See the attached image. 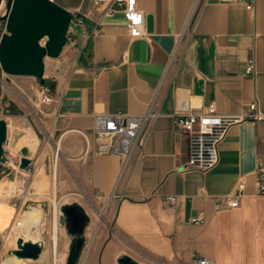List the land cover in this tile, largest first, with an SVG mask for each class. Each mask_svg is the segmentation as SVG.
<instances>
[{"label":"crops","instance_id":"1","mask_svg":"<svg viewBox=\"0 0 264 264\" xmlns=\"http://www.w3.org/2000/svg\"><path fill=\"white\" fill-rule=\"evenodd\" d=\"M137 5L147 21L140 38L130 36L122 11L105 16L103 6L88 3L80 14L86 31L73 35V60L54 89L59 190L87 191L100 211L95 218L87 212L88 260L95 248L87 264H119L124 257L135 264H195L194 257L264 264V197L255 187L264 163V120L248 118L252 103L264 115V0H255L251 11L224 0ZM97 26L100 33L92 35ZM251 58L255 73L244 76ZM183 101L197 110L215 103L219 114L242 117L208 171L184 169L189 141L174 119ZM117 113H150L124 169L123 158L104 152L108 141L93 132L95 115ZM240 183L239 206L217 210L216 199ZM10 210L0 209V232ZM196 217L204 223L193 224Z\"/></svg>","mask_w":264,"mask_h":264},{"label":"rangeland","instance_id":"2","mask_svg":"<svg viewBox=\"0 0 264 264\" xmlns=\"http://www.w3.org/2000/svg\"><path fill=\"white\" fill-rule=\"evenodd\" d=\"M7 1L4 0L1 6L0 18L7 12ZM53 1L71 14L75 11L81 14L84 13L86 6L92 0ZM77 31L81 33L82 27L74 25L59 57L45 58L44 77L50 80L47 86H42L40 80L32 76L6 74L0 66V120L3 119L8 124L7 143L4 146L0 179V209H11L12 214L5 229L0 232V264H52L54 252L60 258L61 264H66L72 236L68 233L65 225L61 223V205L77 202L85 207L91 217L98 216L99 209L96 206V201L87 191L75 189L73 186L64 191L59 190V179L54 171L57 161L54 145L56 135H52L56 103L43 101L45 95L54 99L55 84L68 72L76 47L73 35ZM6 32V21L0 19V40ZM46 40L47 38L42 40L43 45ZM30 132L35 135V138H30L33 141V152L31 151L29 155L31 164L29 169L23 170L20 168L23 156L21 141L28 140L27 134ZM48 133L51 134V141H49ZM34 207L41 212L38 216L40 219L37 223H27L30 234L25 240L33 238L43 242L45 261L42 262L21 261L10 257L11 248L15 245L16 239L21 237L19 229L24 215ZM55 207L58 210L57 251L53 246ZM99 215L102 219L103 214ZM93 232L94 224L90 225L87 231L88 236H91ZM89 242L90 237H88L87 245ZM94 251L95 248L88 263L91 262Z\"/></svg>","mask_w":264,"mask_h":264},{"label":"built area","instance_id":"3","mask_svg":"<svg viewBox=\"0 0 264 264\" xmlns=\"http://www.w3.org/2000/svg\"><path fill=\"white\" fill-rule=\"evenodd\" d=\"M96 8L103 6V15L111 16L117 11H122L128 23V30L131 37L140 38L147 34V21L145 13L138 7L137 0H92ZM231 3H241L246 9H254L255 0H224ZM79 25L86 31L85 16L78 11L72 13V22L68 32L71 34L73 26ZM100 28H94L92 35L100 33ZM256 62L251 58L245 65L243 75L250 76L255 73ZM45 103H51L54 99L48 95L43 97ZM150 117V113L128 114L117 113L114 115L99 114L94 117L93 132L105 138L104 152L119 155L123 158V169L130 161L139 141L144 127ZM248 118L253 121L264 120V115L258 111L256 103L249 105ZM176 125L187 135L189 141L188 161L184 169L208 171L218 163V145L225 137L228 129L242 120L236 115H221L218 113L215 103H211L204 110H197L190 107L185 101L181 103L180 109L174 115ZM3 159V157H2ZM3 164V162H2ZM29 169H23L27 170ZM256 192L258 196L264 197V163H259L256 169ZM245 183H240L236 190L230 194L216 199L215 208L233 209L239 206L244 196ZM167 202L173 204L175 197H166ZM192 223L200 225L204 223L202 217L192 219ZM90 244L85 246L76 264H87ZM195 264H214L213 261L194 257ZM52 264H61V260L54 252Z\"/></svg>","mask_w":264,"mask_h":264},{"label":"water","instance_id":"4","mask_svg":"<svg viewBox=\"0 0 264 264\" xmlns=\"http://www.w3.org/2000/svg\"><path fill=\"white\" fill-rule=\"evenodd\" d=\"M4 0H0V9ZM6 21L7 32L0 40V66L4 73L16 76H32L47 86L50 80L44 77L45 58H57L67 44L72 14L53 0H8L7 12L0 18ZM152 28V17H148ZM47 38L45 45L42 40ZM8 124L0 120V179L2 157L7 143ZM20 168L31 164L30 152L21 150ZM60 220L72 236L66 264H76L86 243L85 233L90 222L86 209L79 203H65L60 207ZM44 245L41 240L17 238L11 248V256L21 261H41ZM119 264H135L129 258H121Z\"/></svg>","mask_w":264,"mask_h":264},{"label":"bare ground","instance_id":"5","mask_svg":"<svg viewBox=\"0 0 264 264\" xmlns=\"http://www.w3.org/2000/svg\"><path fill=\"white\" fill-rule=\"evenodd\" d=\"M3 5V4H2ZM32 138H35V135L33 133H28L27 134V139L28 140H22L21 143H23L22 145V148H27L29 150V152H33V141L31 140ZM48 138H49V141H51V134L48 133ZM21 145V144H20ZM21 147V146H20ZM45 188V187H44ZM30 209V208H29ZM57 208L55 207V212H54V235H53V246H54V250L57 251V247H58V212H57ZM41 212H39V209L38 208H31L29 211L26 212V214L24 215V218L21 222V227H20V235L21 237L20 238H25L28 237V235L30 234L29 233V229L27 228V223L28 222H32V223H37V221L40 219L39 214ZM35 226V224H34ZM33 235V234H32ZM29 239H32V240H35L33 238H29ZM15 263V262H14Z\"/></svg>","mask_w":264,"mask_h":264}]
</instances>
